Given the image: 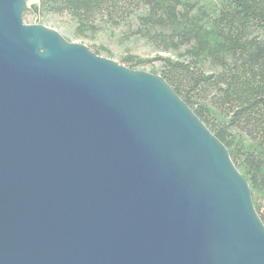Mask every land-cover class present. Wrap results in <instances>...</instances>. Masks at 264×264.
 Segmentation results:
<instances>
[{"label": "water", "instance_id": "obj_1", "mask_svg": "<svg viewBox=\"0 0 264 264\" xmlns=\"http://www.w3.org/2000/svg\"><path fill=\"white\" fill-rule=\"evenodd\" d=\"M0 0V264H264L226 146L160 76Z\"/></svg>", "mask_w": 264, "mask_h": 264}, {"label": "trees", "instance_id": "obj_2", "mask_svg": "<svg viewBox=\"0 0 264 264\" xmlns=\"http://www.w3.org/2000/svg\"><path fill=\"white\" fill-rule=\"evenodd\" d=\"M30 10L66 15L78 37L119 30L122 62L151 66L226 146L264 223V0H36ZM138 42L156 55H134Z\"/></svg>", "mask_w": 264, "mask_h": 264}, {"label": "rangeland", "instance_id": "obj_3", "mask_svg": "<svg viewBox=\"0 0 264 264\" xmlns=\"http://www.w3.org/2000/svg\"><path fill=\"white\" fill-rule=\"evenodd\" d=\"M35 1L36 0H29V1L26 0L27 6L29 7ZM23 20L25 24L38 23L44 25L45 27L54 29L67 42L84 44L85 46H88L90 50L93 52L97 47L101 48L103 49V51L99 56L113 60L126 67V65L122 62V58L124 57L125 52L123 48L120 46V43L117 38L119 34L118 33L119 30L115 32L103 31L97 35H91L85 38V37H78L74 34L73 24L70 22V20L67 18L66 15H46L44 17L38 18L35 11L30 10L24 12ZM105 49L109 50L112 54L109 55V53L105 51ZM132 53L142 58H152L156 55V51L144 42L135 43L133 45ZM152 66L158 67L159 63L156 62ZM151 69L152 67L148 66L136 70L153 73Z\"/></svg>", "mask_w": 264, "mask_h": 264}]
</instances>
